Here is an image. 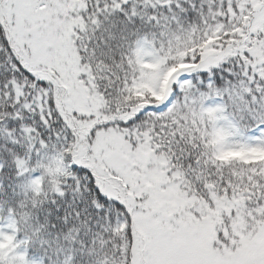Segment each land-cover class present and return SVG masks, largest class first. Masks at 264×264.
Here are the masks:
<instances>
[{
  "label": "snow or ice",
  "instance_id": "obj_1",
  "mask_svg": "<svg viewBox=\"0 0 264 264\" xmlns=\"http://www.w3.org/2000/svg\"><path fill=\"white\" fill-rule=\"evenodd\" d=\"M0 264H264V0H0Z\"/></svg>",
  "mask_w": 264,
  "mask_h": 264
}]
</instances>
